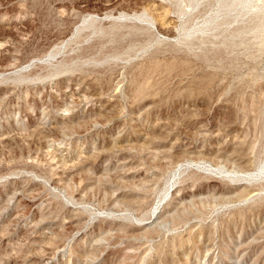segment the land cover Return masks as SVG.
<instances>
[{
  "label": "rangeland",
  "instance_id": "374dc122",
  "mask_svg": "<svg viewBox=\"0 0 264 264\" xmlns=\"http://www.w3.org/2000/svg\"><path fill=\"white\" fill-rule=\"evenodd\" d=\"M258 163L264 0H0V264H264Z\"/></svg>",
  "mask_w": 264,
  "mask_h": 264
},
{
  "label": "bare ground",
  "instance_id": "6f19581e",
  "mask_svg": "<svg viewBox=\"0 0 264 264\" xmlns=\"http://www.w3.org/2000/svg\"><path fill=\"white\" fill-rule=\"evenodd\" d=\"M253 0H227V6L229 7V6H234V5H237V4H239V5H241V6H247V5H249L251 2H252ZM260 2V1H259ZM166 23V21L164 20V19H160L159 20V24L160 25H164ZM179 75V74H178ZM180 76V75H179ZM187 84V83H186ZM185 86V85H184ZM85 90V89H84ZM54 101V100H53ZM53 104V103H52ZM88 136V135H87ZM181 150V149H180ZM78 152V151H77ZM69 160V159H68ZM246 160V159H245ZM245 160H241V163H242V161L244 162ZM205 162H208V164L207 165H209V167L211 166V165H213V163H212V161L211 160H205ZM245 163V162H244ZM185 164V163H184ZM182 165H183V163H181V164H176L174 167V169H173V177H175L176 175H177V173L180 171V169L182 168ZM206 166V165H205ZM204 166V167H205ZM240 166V165H239ZM207 167V166H206ZM216 167H219V166H216ZM224 167V166H223ZM238 167V166H237ZM212 168V167H211ZM210 168V169H211ZM217 169V168H216ZM244 168H242V170H240V169H231V170H229L228 168H227V171H229V172H232V173H234V175H237L236 177H237V179H247V180H252V179H255V178H258V177H262V176H264V164L263 163H258L257 165H256V167H255V170L253 171V172H250V171H245V170H243ZM219 170V169H218ZM97 172V171H96ZM230 174V173H229ZM233 175V176H234ZM173 179V178H172ZM236 187V186H235ZM235 189V188H234ZM173 187H172V184L170 183L167 187H166V189H165V193H164V195H167V194H169V193H171V192H173ZM236 190H239V192L241 193V195H244V199H247V198H254V196L257 194L256 192H255V190H253L252 188H250L248 185H246V183L245 182H243V181H240V182H238L237 183V187H236ZM218 191H220V190H218ZM222 192L224 191V190H221ZM257 191V190H256ZM163 192V191H162ZM221 192V193H222ZM226 192V191H225ZM227 192H229L228 190H227ZM231 193V192H230ZM133 194V193H132ZM191 195V194H190ZM186 196V195H185ZM223 196H225V195H223ZM165 198H166V196H165ZM165 200V199H164ZM161 201H159L157 204L155 203V207H154V209H153V211H152V213H151V215H150V221H146L145 223H144V225H150V224H152L153 222H156V218L158 217V212H160V210H158V208L161 206ZM152 218V219H151ZM195 220V219H194ZM140 224V223H139ZM157 225H159V224H157ZM161 226V225H160ZM49 261V260H48ZM95 264V263H94Z\"/></svg>",
  "mask_w": 264,
  "mask_h": 264
}]
</instances>
